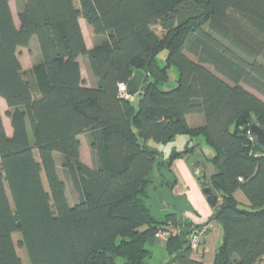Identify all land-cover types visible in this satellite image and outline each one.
<instances>
[{"label": "trees", "instance_id": "trees-1", "mask_svg": "<svg viewBox=\"0 0 264 264\" xmlns=\"http://www.w3.org/2000/svg\"><path fill=\"white\" fill-rule=\"evenodd\" d=\"M80 17L94 34L91 48ZM17 20L0 0V97L12 129L7 135L0 112V264H23V249L29 264H150L156 232L170 227L169 264H203L189 241L204 224L177 201L160 219L151 204L175 183L162 175L173 159L194 154L213 166L218 195L208 219L221 229L212 264L262 262L264 147L250 123L264 129V100L243 83L264 95V0H23ZM33 38L39 56L24 70L18 48ZM170 66L176 86L163 89ZM136 69L144 81L133 105L118 85ZM193 114L201 124H191ZM179 134L185 146L167 157L152 146ZM56 155L78 192L73 203Z\"/></svg>", "mask_w": 264, "mask_h": 264}, {"label": "crops", "instance_id": "crops-1", "mask_svg": "<svg viewBox=\"0 0 264 264\" xmlns=\"http://www.w3.org/2000/svg\"><path fill=\"white\" fill-rule=\"evenodd\" d=\"M10 3H11V0H9V4ZM10 7H11V4H10ZM11 10H12V7H11ZM79 23H80V26L82 29V33L84 35V25L85 26H88V25L85 22L84 18H82V17L79 18ZM84 38H85V35H84ZM85 43H86L87 48H91L94 44V40H93L92 44H89L85 38ZM80 58L81 57L78 58L79 61H80ZM81 74H82V78L85 81H87V79L83 75L82 68H81ZM93 81H94V79L92 77H90V82L88 83V81H87L86 85L91 86ZM249 90H251V89H249ZM251 92H253V91L251 90ZM135 96H137V95L130 96L129 98L132 99V97H135ZM136 99H138V98H136ZM2 109L5 112L7 110V106H6V103L3 100V98L0 97V112ZM194 116L199 117V119L201 118L200 120L202 121V117L199 114L188 115V119L190 120L191 124H193L192 118ZM199 119H197L196 124L201 123ZM2 122H3L4 128H5V132L7 133V135H10L12 133V129H11V125H10V119L7 116L5 118L2 116ZM82 136L86 137V135L84 133L79 135L80 144H81L80 145L81 159L86 164H90L88 161H86L82 158V147H83V144L81 141ZM86 141L88 144L87 138H86ZM186 141H187V139L183 142L182 148L185 146ZM151 143H152V146L158 148L157 142H151ZM206 148H207V150H206ZM88 150H89V144H88ZM160 151L162 152L163 156L165 157L164 152L162 150H160ZM170 152H169V154H170ZM201 152H202L201 153L202 155L204 154L205 156H208V157H210L213 153L212 149L209 146H206L204 144L203 145L201 144ZM189 156H192V155H189ZM189 156L186 155L183 157H177V158L173 159V161L171 162V166H170V172H165V171L162 172V175L165 178L175 179V183L172 186L169 194H167V193L163 194L164 202L162 199L160 200L159 198L157 200L154 198L153 199L154 201L152 200L153 201L151 203L152 204V210H153L154 214L160 219L164 216V213H166L167 211H170L171 205L169 202L177 201V202L181 203V205H184L187 208L184 212V216L189 218L194 223L204 224L206 226V231L204 232V234L201 238V241H202L201 260H202L203 264H212L215 249H216V247L220 241L221 229L215 222H213V221L209 222L208 221V219L210 218V216L212 214V208L207 203L205 196L202 194L201 189H200V187H199V185L195 179V176L193 175V173L191 172L190 167H189V161L193 162L194 160L199 159V158L195 154V157H193L194 160H190ZM205 164H206V167H208L209 162L206 161ZM207 171H208V169H207ZM212 172H213V168L211 171H208V173H207L208 177L210 176V174ZM159 189H163V187H161ZM233 195L236 198V200L238 202H240L241 204H243L245 206H247L249 204L247 197L243 194V192L241 190H236ZM157 239H160V238H157ZM157 239H155V241Z\"/></svg>", "mask_w": 264, "mask_h": 264}, {"label": "rangeland", "instance_id": "rangeland-1", "mask_svg": "<svg viewBox=\"0 0 264 264\" xmlns=\"http://www.w3.org/2000/svg\"><path fill=\"white\" fill-rule=\"evenodd\" d=\"M22 3H23V0H11V3H10L11 7H12V13H13V16H14V20H15L16 23H18L17 14H18V11L20 10L21 6H22ZM153 29L155 30L157 35H159V36L162 35V30L160 29L159 26L155 25V26H153ZM84 35H85V38H86L87 42L89 44H92L93 40H94V35L92 33L91 27L84 25ZM166 53H167L166 50H162L161 52H159V54L157 55V63H158V65L162 66L164 64V58L166 56ZM188 55L191 58L195 59V60L197 59L196 57H194L190 53H188ZM38 56H39V49H38V44H37V41H36L35 38H33L31 40V42H30L28 47H20V48H18V58L20 60L22 68L24 70H28L29 68H31V66L37 61ZM79 62H80L81 68H82L83 75H84V77L87 79V81L89 83L90 82V73L88 71L86 58L85 57H81ZM205 66H207L209 69L213 70V67L210 64H205ZM167 72H168V79L162 85L163 89H170V88H173V87L176 86V80H177V77H178L177 69L175 67H173V66H170L167 69ZM87 81H85L86 84H87ZM243 85L245 87H247L248 89H251L262 100H264V95L261 92L249 87L248 85H246L244 83H243ZM136 98H137V96L132 97V99H131V102L133 103V105H136V103H137V99ZM5 112H4L3 109L1 110V115L4 118L6 117L5 116ZM197 119H199V117L194 116L192 118V123L196 124L197 123ZM200 122L202 123L201 120H200ZM187 138H188L187 135L179 134V135H176L175 138L172 141H169V142H166V143L158 142L157 147L160 150H162L164 152V154H165V157H167L169 152L173 148L181 149L182 145H183V142ZM81 141H82V144H83V147H82V158L84 160L88 161L89 163H91L90 162V153H89V150H88V144H87V141H86V137L82 136L81 137ZM202 145H203V143H202ZM206 150H207V148H206ZM196 156H197V154H196ZM193 157H195V154L192 155V156H189V159L190 160H194ZM56 161H57L58 173H59L60 177L64 180L65 185H66L67 197H68L69 201L73 203V202H75L78 199V192L73 189V186L71 184V181H70L67 173L61 167L60 155H56ZM212 168H213V166L211 165V163H209L208 167H206V174L208 173V171H211ZM207 169H208V171H207ZM207 177H208V175H207ZM152 178H153L154 184L157 183L158 179H157V172L156 171H154V173L152 175ZM45 187L47 188L46 185H45ZM151 187H152V185H150L149 192L153 191ZM156 197H157V195H154L155 199H156ZM205 231H203V233ZM201 236H203V234ZM199 248H200V251H202V249H201L202 248V241L199 242ZM150 254H151L150 264H169L170 255H169V253H168V251L166 249L164 239L161 240V238H160V239H157L156 241H154L153 245L150 248ZM22 256H23V264H29L28 258H27V254H26L24 249H23Z\"/></svg>", "mask_w": 264, "mask_h": 264}, {"label": "water", "instance_id": "water-1", "mask_svg": "<svg viewBox=\"0 0 264 264\" xmlns=\"http://www.w3.org/2000/svg\"><path fill=\"white\" fill-rule=\"evenodd\" d=\"M144 81V72L140 69H136L132 76L126 82V95L128 97L136 95L142 86ZM250 134L254 139L264 147V129L254 122L250 123ZM189 167L195 179L201 189L202 194L210 207H213L218 202V195L212 189L209 184V180L206 174V164L201 159H196L189 163ZM154 239H152L151 244Z\"/></svg>", "mask_w": 264, "mask_h": 264}, {"label": "built area", "instance_id": "built-area-1", "mask_svg": "<svg viewBox=\"0 0 264 264\" xmlns=\"http://www.w3.org/2000/svg\"><path fill=\"white\" fill-rule=\"evenodd\" d=\"M118 91H119V94L121 96L128 97L126 95V83H120L118 85ZM204 229H205L204 226H202L199 229H197L193 234H191V238H190V241H189L190 248H191V250L193 251V254H194L193 256L195 258H197V259L201 258V252L202 251H200L199 242L201 241V238H202L201 235L204 234L203 233ZM171 232H174V228L173 227H170L168 229H161V230L156 232L155 236L157 238L166 239L167 236H169L171 234ZM258 264H264V256H263L262 262H260Z\"/></svg>", "mask_w": 264, "mask_h": 264}]
</instances>
